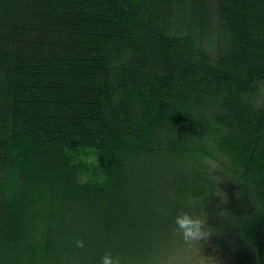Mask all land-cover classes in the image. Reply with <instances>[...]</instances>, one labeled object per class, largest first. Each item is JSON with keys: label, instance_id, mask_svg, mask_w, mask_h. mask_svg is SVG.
<instances>
[{"label": "trees", "instance_id": "1", "mask_svg": "<svg viewBox=\"0 0 264 264\" xmlns=\"http://www.w3.org/2000/svg\"><path fill=\"white\" fill-rule=\"evenodd\" d=\"M261 86L264 0H0V264H176L215 166L264 215Z\"/></svg>", "mask_w": 264, "mask_h": 264}, {"label": "rangeland", "instance_id": "2", "mask_svg": "<svg viewBox=\"0 0 264 264\" xmlns=\"http://www.w3.org/2000/svg\"><path fill=\"white\" fill-rule=\"evenodd\" d=\"M250 99L264 106V87L261 86ZM212 170L213 184L205 197L197 204L199 212L197 215L195 213L196 226L193 230L190 229L191 237L189 236L187 244H181L179 252L177 251L178 259L174 262L176 264L178 262L181 264H263V211L259 212L257 218L250 216L249 213L242 215L240 211L247 213L249 207L242 205L241 202H235V198L238 196V191L242 193L244 190L237 188L238 191L232 192L228 189V182L233 183L234 180L220 171L218 166ZM227 194H229V200ZM243 219L248 229V235L244 232L245 237L240 236L239 232L241 228L239 222ZM238 244L239 247H237ZM237 248L238 251L235 250ZM239 256L241 258H238Z\"/></svg>", "mask_w": 264, "mask_h": 264}, {"label": "clouds", "instance_id": "3", "mask_svg": "<svg viewBox=\"0 0 264 264\" xmlns=\"http://www.w3.org/2000/svg\"><path fill=\"white\" fill-rule=\"evenodd\" d=\"M183 218L185 219H187V226L186 227H181L182 229H184L185 230V238H188L192 233H190L189 231H188V229H189V227H195L196 225H195V220H194V218L193 217H191L189 214H185V216H183ZM179 217L177 218V223H178V221H179ZM200 230L202 231V226H200Z\"/></svg>", "mask_w": 264, "mask_h": 264}]
</instances>
